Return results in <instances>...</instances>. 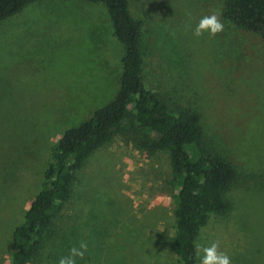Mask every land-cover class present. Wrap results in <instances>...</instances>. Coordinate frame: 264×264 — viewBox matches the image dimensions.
I'll list each match as a JSON object with an SVG mask.
<instances>
[{"label": "rangeland", "instance_id": "1", "mask_svg": "<svg viewBox=\"0 0 264 264\" xmlns=\"http://www.w3.org/2000/svg\"><path fill=\"white\" fill-rule=\"evenodd\" d=\"M222 8V0H129L143 22L146 87L171 109H196L206 143L240 176L224 195L228 210L211 214L196 241L218 242L231 264H264V40ZM213 13L224 31L196 37ZM0 32V264H8L52 147L116 96L123 46L105 6L80 0L31 3ZM143 143L142 131L116 137L85 162L27 264H58L81 241L88 251L77 264H178L168 156Z\"/></svg>", "mask_w": 264, "mask_h": 264}, {"label": "trees", "instance_id": "2", "mask_svg": "<svg viewBox=\"0 0 264 264\" xmlns=\"http://www.w3.org/2000/svg\"><path fill=\"white\" fill-rule=\"evenodd\" d=\"M39 0H0V22ZM103 4L113 35L123 46L119 89L114 99L90 118L64 131L51 149V163L23 222L12 232L8 264H27L44 245L46 230L70 198L74 176L102 146L116 137L142 131L151 150L164 151L176 192L175 254L178 264H197L194 242L211 214L229 208L224 195L240 176L233 164L205 141L200 114L193 108L171 109L143 81V22L129 12V0H80ZM222 17L264 40V0H222ZM149 135L153 139L149 138Z\"/></svg>", "mask_w": 264, "mask_h": 264}, {"label": "clouds", "instance_id": "3", "mask_svg": "<svg viewBox=\"0 0 264 264\" xmlns=\"http://www.w3.org/2000/svg\"><path fill=\"white\" fill-rule=\"evenodd\" d=\"M224 31V24L217 13L203 16L194 35L202 37L205 33L209 37L215 38ZM194 252L199 260V264H231V258L224 252L220 251L218 242H212L208 246H204L198 241L194 242ZM88 251L86 241H81L79 246H73L69 249V253L59 259L58 264H77V259L83 260Z\"/></svg>", "mask_w": 264, "mask_h": 264}, {"label": "crops", "instance_id": "4", "mask_svg": "<svg viewBox=\"0 0 264 264\" xmlns=\"http://www.w3.org/2000/svg\"><path fill=\"white\" fill-rule=\"evenodd\" d=\"M36 2H37V1H36ZM33 3H34V2H33ZM30 4H31V3H30ZM28 5H29V4H28ZM28 5H27V6H28ZM24 8H25V7H24ZM24 8H23V9H24ZM23 9H22V10H23ZM22 10H21V11H22ZM21 11H20V12H21ZM9 18H10V17H9ZM7 19H8V18H7ZM5 20H6V19H5ZM0 33H1V32H0ZM5 34H6V33H1V34H0V39H3V37H4Z\"/></svg>", "mask_w": 264, "mask_h": 264}]
</instances>
